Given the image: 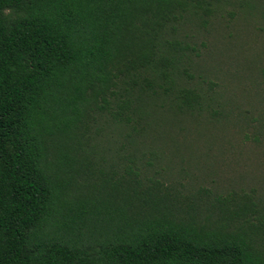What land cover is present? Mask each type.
I'll return each mask as SVG.
<instances>
[{
	"label": "trees",
	"instance_id": "16d2710c",
	"mask_svg": "<svg viewBox=\"0 0 264 264\" xmlns=\"http://www.w3.org/2000/svg\"><path fill=\"white\" fill-rule=\"evenodd\" d=\"M235 135L264 0H0V264H264V191L180 174Z\"/></svg>",
	"mask_w": 264,
	"mask_h": 264
},
{
	"label": "rangeland",
	"instance_id": "374dc122",
	"mask_svg": "<svg viewBox=\"0 0 264 264\" xmlns=\"http://www.w3.org/2000/svg\"><path fill=\"white\" fill-rule=\"evenodd\" d=\"M230 83V80H228ZM248 132V130L246 131ZM263 143V142H262ZM247 148V151L242 148ZM213 172L204 175L203 171L196 173V169H187L180 174L196 176L195 181L206 188H219L220 191L238 190L248 191L256 188L264 191V146L255 151H250L248 139L242 140L240 136L232 137V148L222 153L214 166ZM179 174L184 185L186 178ZM230 192V191H227Z\"/></svg>",
	"mask_w": 264,
	"mask_h": 264
}]
</instances>
